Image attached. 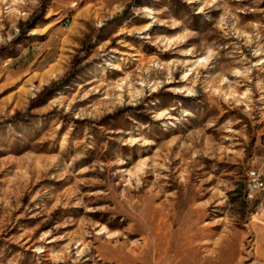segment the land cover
Masks as SVG:
<instances>
[{
	"label": "rangeland",
	"instance_id": "rangeland-1",
	"mask_svg": "<svg viewBox=\"0 0 264 264\" xmlns=\"http://www.w3.org/2000/svg\"><path fill=\"white\" fill-rule=\"evenodd\" d=\"M264 0H0V264L264 260Z\"/></svg>",
	"mask_w": 264,
	"mask_h": 264
},
{
	"label": "built area",
	"instance_id": "built-area-1",
	"mask_svg": "<svg viewBox=\"0 0 264 264\" xmlns=\"http://www.w3.org/2000/svg\"><path fill=\"white\" fill-rule=\"evenodd\" d=\"M264 194V173L259 170H250L248 172L247 182V198L250 201H255ZM264 210V201L261 202L257 215ZM253 264H264V260H256Z\"/></svg>",
	"mask_w": 264,
	"mask_h": 264
}]
</instances>
